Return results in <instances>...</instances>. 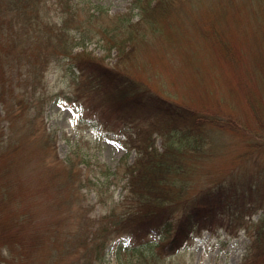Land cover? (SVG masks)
Wrapping results in <instances>:
<instances>
[{
	"label": "trees",
	"instance_id": "obj_1",
	"mask_svg": "<svg viewBox=\"0 0 264 264\" xmlns=\"http://www.w3.org/2000/svg\"><path fill=\"white\" fill-rule=\"evenodd\" d=\"M218 6H224L225 10L236 7V13L243 19H236L233 10L230 12L233 17L229 11L222 12L223 9L216 13ZM27 8L31 9L30 15L19 17ZM128 10L103 16L99 10H96L98 14L89 10L81 18L79 16L85 14L87 8L72 0H0V130L5 118L11 121L8 130H5L7 141L0 134V264H26L25 261L40 247L41 236H29L34 220L32 216H28L26 223L20 220V212L29 198L52 200V204H47L63 214L70 211L68 204L72 206L76 203L75 199L71 201L73 195L79 197V203L89 195L98 203L106 202L108 199L100 197L114 192V185L127 186L130 190L129 195L123 197L122 203L126 202V206H129L124 213L118 215L116 209L119 211L120 207H115L111 202L113 207L97 226L93 222L87 223L91 217L82 216L86 223L82 224L84 232L81 234L70 235L65 229H60L59 234L56 227L50 229L45 248L49 255L44 258L48 264H63L66 255L74 259L70 264H105L106 245L113 238L128 239L131 243L134 239L143 240L168 232L167 228L172 227H178L174 236L161 246V253L165 257L176 254L178 246L187 240L188 229L212 232L224 229L230 233L244 231L248 234L251 243L243 264H264V190L260 187L264 181L260 180L259 183V179L255 180L252 174L244 184L229 180L232 177L229 173L223 180V176L219 178L215 174L206 185H196L200 183V173L197 179L191 181L189 176L193 178L196 174H189L186 162L190 159L187 154L182 160L178 159L180 163L176 159L171 160L173 156L154 155L153 141L144 146L140 143L141 136L132 138L129 143L139 156L132 165L127 166L130 170L123 178H117L118 170L111 171L108 167L100 166L102 172L97 177L98 182L88 180L86 183L83 182L86 178L79 177L75 164L90 165L87 158L77 154L61 159L55 153L49 154V149L54 147V138L49 140V133L40 132L41 128L37 127L35 120L44 111L40 90L46 87L45 66L52 61L66 64L67 69L79 78V84L87 91V101L93 99L102 87L108 89L107 98L103 97L99 105H111L115 119L123 124L116 125L114 120L108 119L113 125L110 126L109 121L104 122L107 128L128 129L136 118L131 111L142 112L153 124L160 125L166 132L164 138L168 142L165 153L171 146V140H179L173 143L183 145L186 153L188 151L194 155L201 142L209 139L203 137L204 131L216 134V129L221 132L227 130L235 138L240 137L248 153H256L255 150L262 149L258 146H264L263 115H254V128L248 126L244 132L234 130L243 134L239 136L232 133L230 115L168 100L173 98L168 96L171 94L166 97L154 90L129 66L133 47L145 38L143 31L148 29L157 37L165 36L166 21L167 26L171 22L174 33L181 29L180 33L185 35L191 52L202 51L201 47L195 46H200L197 34L192 33L195 25L200 34L204 32L213 37L214 46L221 49L228 63L230 58L239 62V53L243 55L248 50L249 58L253 59L252 67L256 72L260 71L264 81V0H131ZM195 10L198 12L195 13ZM178 14L183 16L182 19L178 18ZM135 15L139 16L137 20ZM198 20L200 22L196 23ZM221 25H236L240 34L229 33ZM42 33L45 38L40 43L35 36L39 37ZM244 34L251 41L248 47L233 42L234 36ZM207 36L203 39H209ZM96 37H99L98 40ZM90 42L101 44L109 53L115 52L117 58L114 65L109 67L103 58L93 55L88 50ZM42 46H48L50 51L47 47L46 51L45 48L39 51ZM28 49L33 52L31 56ZM17 57L18 68L13 71ZM76 70L81 74H75ZM82 72L90 81L88 86L83 85L85 78ZM9 93L17 100L28 99L25 100L29 109L19 122L11 119L10 113L5 110L7 103H2L3 96ZM33 107L38 108L35 114ZM126 110L128 113L124 112ZM143 134V139L148 137L147 133ZM224 143L228 144L227 141ZM260 156L258 158L262 159ZM48 159H52L51 163H48ZM59 172L65 175L61 179ZM186 173L189 174L187 178ZM33 183L38 184L39 189ZM96 185L100 188H95ZM61 193L68 195L66 200L60 196ZM78 206L80 213L91 214L95 211L93 206L88 205L87 209ZM105 221L108 223L104 224ZM125 247L118 244L117 254ZM133 252H138L136 255L132 253L133 256L142 259L136 264H163V256L150 250L148 244L134 246ZM147 259L150 260L143 262Z\"/></svg>",
	"mask_w": 264,
	"mask_h": 264
},
{
	"label": "rangeland",
	"instance_id": "obj_2",
	"mask_svg": "<svg viewBox=\"0 0 264 264\" xmlns=\"http://www.w3.org/2000/svg\"><path fill=\"white\" fill-rule=\"evenodd\" d=\"M72 1L78 2L80 6L87 8V12L79 16L84 18L89 13V10L96 13V10H99L102 16L107 13L108 15H115L127 12L129 11L131 0ZM223 7L218 6L216 13L221 12V9H223L222 12L229 11V15L233 17V13H230L233 10L237 15L236 19L239 21L243 19L236 13V7L226 10ZM37 10L39 11L38 8ZM41 10H44V8L41 7ZM30 12L31 9L27 8L19 17L30 15ZM197 12L195 10V13ZM134 14H137V12ZM182 17L178 14L179 19H182ZM135 18L137 20L139 16L135 15ZM13 19L14 21L17 19V14ZM104 19L106 20L107 17ZM197 22H200V20ZM164 23L165 36L160 35L161 37H157L150 30L144 28L143 35L145 38L137 42L130 56L131 63L129 66L133 68L132 70L136 71L139 77L145 80L154 90L164 96L171 94L168 96H173V98L171 99L170 97L168 100H174L181 105L196 109L208 108L211 112L215 110L230 115L232 119L230 124L233 125L232 133L234 134L242 136L241 132L234 130L244 132L248 126L254 128L256 123L254 115L258 113V115L261 114L264 117V81L260 71L257 70L256 72L255 68L252 67L253 59L249 58L248 50L244 51L243 55L239 53V62H236L235 58H230L228 63V60L221 53V49L214 46L213 37H210L209 34L207 36V33L204 32L200 34L197 25H195L192 33L193 35L197 34L196 38L199 39L200 43V46L199 44L195 46L199 47V49L201 47L202 51L191 52L185 35L180 33L181 29L174 33L170 26L171 22H169V26H167L166 21ZM193 23L195 22L193 21ZM221 26L226 28L229 33L235 34L238 30L236 25ZM15 28L16 25H14L13 30ZM228 32L225 31V33ZM238 34H240V31L237 32ZM237 35L233 38L234 43L237 42L241 47L250 45L251 41L247 34L241 37ZM205 36L209 39L204 40ZM35 37L40 39L41 43V40L45 38V34L42 33L39 37ZM98 38L96 37V40ZM92 42L88 43V50L93 55L103 58L106 62L105 64L109 67L113 66L117 58L116 53H109L101 47V44ZM45 47L50 51L48 46L40 47L39 51ZM47 48L44 50L46 51ZM28 53L31 56L30 54L33 52L28 49ZM16 59L13 71L18 68V57ZM23 62L26 61L24 60ZM67 68L66 64H57L54 61L45 66L47 73L45 78L46 87L40 90V97L44 101V111L37 117L35 123L37 127L41 128L40 132L43 131V133L50 134H48L49 140L54 138V147L49 149V154L55 153L61 159L80 154L89 160L90 165L75 164V169L79 171V177L82 179L86 178L83 182L88 183L87 181L91 180L97 183V177L102 172L100 166L108 167L111 171L118 170L116 172L117 178L126 176L130 170L127 166L132 165L139 156V153L129 146L131 139L136 136H141L140 143L144 146L148 145L151 140L153 141L154 155L161 156L160 154H164L167 158L168 156H173L174 158L171 160L176 159L180 163L178 159L182 160L183 156L187 154L190 159V161L186 162L187 166H189V174L191 172L196 174L193 178L189 176L191 181L197 179L199 177L198 173H200V183H196V185H206L215 174L219 178L223 176V180L224 177H228L227 174L229 173L232 176L229 180L233 179V181H237L240 184L246 183L247 177L251 174L255 176V180L259 179V183L260 180L264 181V173L262 172L264 170V146H258L262 147V149L255 150L254 152L256 153H248L246 150L247 146L243 145L242 139L240 137L235 138L227 130L221 132L216 129L215 131L218 133L212 134L208 133V130L203 127L205 130V134L202 133L203 137L206 136L209 139H204L200 144L201 146L198 147V152L193 155L188 153V151L186 153L183 145L173 143L179 140H171L169 142L171 146L165 153L164 151L168 146L167 138H164L165 130L160 125L153 124L152 120L142 112H130L136 118L134 123L128 126L126 130L107 128L104 122L109 121L108 119L114 120L117 123L116 125L123 124L120 120L115 119L116 116L113 115L111 105L108 103L99 105L103 97L107 98L108 89L102 87L93 96V99L91 98L87 101L85 99L87 96L85 87L79 84V78H76ZM75 74L78 75L81 72L76 70ZM82 75L85 78L83 85L88 86L90 81L85 73L82 72ZM109 79L110 77H108ZM25 99L19 98L17 100L10 93L3 96L2 103H7L5 110L10 113L12 120L19 122L29 109L26 101L28 99ZM34 107L35 114L38 108ZM255 110L256 113L254 112ZM124 112L128 113L127 110ZM3 122V129L0 130V134L7 141L5 130H8L11 121L9 118H5ZM110 124V126L113 125L111 122ZM143 133H147L148 137L145 136L146 138L143 139ZM246 136V133H244L245 138H247ZM225 141L228 144H225ZM164 143H166L165 147ZM156 148L158 153L155 152ZM190 155L192 156L190 157ZM258 156L262 159H259ZM51 161L52 159H48V163H51ZM189 174L186 173L185 177L187 178ZM58 176L61 179L65 175L59 172ZM123 181L125 183L126 179ZM32 185L39 189L38 184L33 183ZM260 187H263L264 190V184ZM95 188L99 189L100 186L96 185ZM112 191L114 192H111L108 196L100 197L101 199H108V201L103 202L104 200L100 201L99 198V203L95 198H92V195H89L87 199L79 203V197L73 195L71 201L75 199L76 203L72 205L73 207L68 204L70 211L67 210L63 214L57 213L53 205L47 204V202L52 204V200L29 198L20 212V220L26 223L28 216H32L34 220L31 222L29 236L31 238L41 236V242L40 247L32 253L28 261H25L26 264L47 263L44 258L49 255L45 248L48 245L50 229L56 227L59 234L64 229L70 235L81 234L84 232L82 224L86 223L82 216L91 217L87 223L93 222L97 226L102 217L108 214V210L113 207L111 202L115 207H120L119 211L116 209L118 215L124 213L129 206H126V202L122 203L123 197L125 194L128 196L130 190L127 186L123 188L121 185H114L112 186ZM60 196H63L65 200L68 197V195L65 196L62 193ZM78 205H82L85 208L88 205L93 206L95 211L91 214L80 213ZM103 223L107 224L108 221ZM177 228H167L169 229L168 232L148 236L144 238L145 240L134 239L131 240V243L128 239L111 238L112 240L106 245L105 264H136L142 261L141 258H138L140 256H133L132 254L135 253L136 255L138 253L133 252L134 246L142 243L148 244L150 250L160 253L163 256V264H243L251 243L248 234L244 231L239 233L233 231L230 233L224 229H219L212 232L200 229L193 230L191 228L188 229L187 240L178 246L176 254L165 257L161 253V246L169 242ZM167 229L165 228L164 230ZM118 244L126 245L119 254H117ZM80 250L82 251V249ZM73 260L72 257L66 255L62 263L70 264ZM149 260H143V262Z\"/></svg>",
	"mask_w": 264,
	"mask_h": 264
}]
</instances>
